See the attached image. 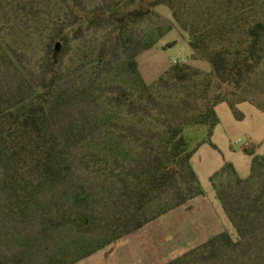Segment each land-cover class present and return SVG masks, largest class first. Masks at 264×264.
<instances>
[{
	"label": "rangeland",
	"instance_id": "rangeland-1",
	"mask_svg": "<svg viewBox=\"0 0 264 264\" xmlns=\"http://www.w3.org/2000/svg\"><path fill=\"white\" fill-rule=\"evenodd\" d=\"M143 1L0 0V264H264V61L239 117L180 125L216 82L191 41L241 0ZM46 91L41 155L17 120ZM174 129L191 170L131 209Z\"/></svg>",
	"mask_w": 264,
	"mask_h": 264
},
{
	"label": "trees",
	"instance_id": "trees-1",
	"mask_svg": "<svg viewBox=\"0 0 264 264\" xmlns=\"http://www.w3.org/2000/svg\"><path fill=\"white\" fill-rule=\"evenodd\" d=\"M181 0H145V6L130 12V15H139L144 12H151L154 8L164 5L177 12L175 5ZM238 15L235 17L234 11H231L227 23L228 28H220L216 25H210L204 31L201 40L191 41L194 50V57L202 54L207 57L212 66V75L215 77L213 93L211 97L202 101L201 109L193 110V115L186 122L181 121L180 125H206L209 129V135L218 124L216 107L220 103H227L234 114H238L236 106L246 101L242 98L244 85L249 84L252 77L257 73L264 61V0H241L237 4ZM123 19V18H122ZM50 58V73L53 74L55 68L56 49L52 51ZM188 65H174L171 72L182 71L187 74ZM51 82L54 79L51 78ZM241 90V91H240ZM51 92H43L39 98L42 100L35 106L29 108L23 115L18 116L20 128L28 130V134L36 142L37 154L43 155L44 146L38 145L41 132L40 123L47 110L50 109ZM239 117V115H237ZM180 126V127H181ZM186 140L180 135L178 129L169 132L164 144V150L159 154L157 171L146 182L144 189L137 193L131 209L135 211H144L149 202L158 198L162 190L166 189L175 176L179 174L180 165L186 164L191 170L190 159L192 153L186 148ZM261 158V157H260ZM259 159L255 156L254 161ZM163 212H158L162 214ZM149 220L145 221L148 222ZM122 224V223H121ZM117 234L113 241L122 237V228L118 225Z\"/></svg>",
	"mask_w": 264,
	"mask_h": 264
}]
</instances>
